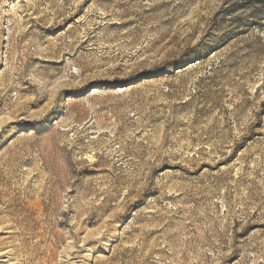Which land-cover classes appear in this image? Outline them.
Instances as JSON below:
<instances>
[{
  "label": "rangeland",
  "instance_id": "rangeland-1",
  "mask_svg": "<svg viewBox=\"0 0 264 264\" xmlns=\"http://www.w3.org/2000/svg\"><path fill=\"white\" fill-rule=\"evenodd\" d=\"M0 264H264V0H0Z\"/></svg>",
  "mask_w": 264,
  "mask_h": 264
}]
</instances>
